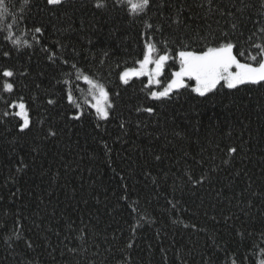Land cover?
Segmentation results:
<instances>
[{
	"label": "trees",
	"instance_id": "obj_1",
	"mask_svg": "<svg viewBox=\"0 0 264 264\" xmlns=\"http://www.w3.org/2000/svg\"><path fill=\"white\" fill-rule=\"evenodd\" d=\"M104 3L0 0V264H264V83L154 99L120 78L148 44L174 57L162 81L182 50L255 55L264 0Z\"/></svg>",
	"mask_w": 264,
	"mask_h": 264
},
{
	"label": "snow or ice",
	"instance_id": "obj_2",
	"mask_svg": "<svg viewBox=\"0 0 264 264\" xmlns=\"http://www.w3.org/2000/svg\"><path fill=\"white\" fill-rule=\"evenodd\" d=\"M50 5H58L61 0H47ZM129 9L133 14L144 12L149 6V0H127ZM97 7H104V0H97ZM6 10V9H5ZM42 30L36 28L35 32L40 33ZM264 32V29H261ZM258 49L255 55L249 53L245 56V52L240 50L233 42H225L215 47H208L205 51H187L182 50L178 53L180 69L173 73V79L167 84V86L159 92H151V97L154 99H162L169 97L170 93L174 89L186 87L185 77L189 80H194L196 86L193 91L197 92L200 96H204L209 92H212L217 88V85H221L223 81L227 88L235 89L240 85L252 84L259 85L264 83V45H254ZM234 49L236 50L234 54ZM154 44L147 45V54L144 56L143 61L140 63V69H129L122 73L121 79L125 84L129 82L130 76H148L149 85L159 84L158 77L162 74L165 63L174 57H170L168 54L158 55L156 59H153V53L156 52ZM244 58V62L240 58ZM250 61V62H249ZM155 64V69L149 71L147 66L149 64ZM235 69V70H233ZM5 78L13 77L14 73L10 69L3 70L0 73ZM83 79L88 83L97 94V103L94 105L96 113L102 118H108L107 107H110L108 102V92L105 86L91 79L89 76L84 75ZM3 90L7 93H11L14 90V84L7 80L2 85ZM68 100L70 103H74L71 92L68 94ZM51 103V101H50ZM11 107H18L19 112L16 115L23 117V128L29 126L28 114L26 106L23 102L13 103ZM148 112H152V108L146 109ZM9 113H5L8 115ZM77 119L79 117H76ZM23 128L21 130H23ZM55 135V133H53ZM235 147H230L228 152L231 154L236 153ZM131 247V245H129Z\"/></svg>",
	"mask_w": 264,
	"mask_h": 264
},
{
	"label": "rangeland",
	"instance_id": "obj_3",
	"mask_svg": "<svg viewBox=\"0 0 264 264\" xmlns=\"http://www.w3.org/2000/svg\"><path fill=\"white\" fill-rule=\"evenodd\" d=\"M146 54H147V51H146V53L144 54V56H145ZM163 54H166V53H163ZM163 54H159V55H163ZM144 56H143V58L138 62V64H137L136 66H134V67H130V68L126 69V70H129V69H136V70H139V69H140V63L143 61ZM157 56H158V55H157ZM157 56H155V55L153 54V59H156ZM164 67H165V65H164ZM147 69H148L149 71L154 70V69H155V64H154V63H153V64H149V65L147 66ZM179 69H180V65H179L178 68L174 69L172 73H174V72H176V71H179ZM126 70H124V71H126ZM233 70H235V69H233ZM124 71H123V72H124ZM123 72H122V73H123ZM163 72H164V68H163L162 74L158 77L160 83H159V84H153V85L156 86L154 92L162 91V90L167 86V84L171 81V79L174 78L173 75H172L168 80H166V81H162V75H163ZM122 73H121V75H122ZM131 77H133V76H130L129 79H130ZM147 78H148V80H149V77H148V76H147ZM188 81H189V79H188L187 77H185V84H187ZM193 81H194V80H193ZM195 86H196V82L194 81V83L192 84V87L194 88ZM20 102H23V101H19L18 103H20ZM18 103H17V104H18ZM23 103H24V102H23ZM24 104H25V103H24ZM95 104H96V103H94V102L92 103L93 107H94ZM109 104H110V103H109ZM25 106H26V104H25ZM94 108H95V107H94ZM108 109H109V107H107V110H108ZM26 111H27V107H26ZM17 112H19V110H18ZM27 114H28V111H27ZM20 117L22 118V123H23V117H22V116H20ZM28 120H29V115H28Z\"/></svg>",
	"mask_w": 264,
	"mask_h": 264
}]
</instances>
